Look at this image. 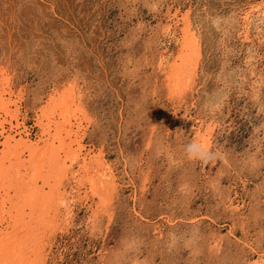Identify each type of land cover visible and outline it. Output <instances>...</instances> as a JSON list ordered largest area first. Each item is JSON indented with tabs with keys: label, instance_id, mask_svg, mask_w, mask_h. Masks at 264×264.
I'll list each match as a JSON object with an SVG mask.
<instances>
[{
	"label": "rangeland",
	"instance_id": "374dc122",
	"mask_svg": "<svg viewBox=\"0 0 264 264\" xmlns=\"http://www.w3.org/2000/svg\"><path fill=\"white\" fill-rule=\"evenodd\" d=\"M260 1L0 0V64L23 92L28 136L38 137L35 116L47 94L74 81L89 114L78 130L82 155L103 152L116 181L109 225L101 214L91 229L97 197L78 161L70 163L80 188L70 180L61 189V213L71 211L44 264H240L255 257L253 248L264 251L258 9L248 37L241 32L245 11ZM186 11L200 55L192 86L178 97L158 62L176 54ZM197 124L218 153L208 163L185 151Z\"/></svg>",
	"mask_w": 264,
	"mask_h": 264
},
{
	"label": "bare ground",
	"instance_id": "6f19581e",
	"mask_svg": "<svg viewBox=\"0 0 264 264\" xmlns=\"http://www.w3.org/2000/svg\"><path fill=\"white\" fill-rule=\"evenodd\" d=\"M257 9L260 24L264 26V0H261L252 4L242 17L241 32L244 38L248 37L252 12ZM169 28L170 25H167L165 30ZM255 29L260 34L258 39L264 41V28L256 25ZM179 35L176 54L173 57L169 54L166 59L160 56L158 63L165 65L170 87L178 97H182L187 88L192 86L200 55L198 37L191 28L188 11L182 15ZM66 82H63L61 89L55 88L43 99L41 108H38L39 114L35 116L36 125L41 129L37 139H31L28 136L30 130L20 119L23 92L20 89L13 90L9 70L0 64V264H44L48 255L46 248L51 247L52 236L62 229V219H66L71 211L65 206V213H61L60 204L64 202L61 189L70 180L75 182L78 190L80 188V182L75 180V171L69 173L70 163L75 160L78 161L77 170L84 173L83 177L88 181L91 193L97 197L91 205L92 215H87V226L90 225L91 229L97 227L101 214L107 218L104 228L109 225L112 211L106 203L111 201L110 194L115 188L114 174L107 165L109 163L102 160L103 152L97 153L91 149L94 154L87 150L85 152L92 155H82L84 146L80 144L81 139H78V130L83 120H89V114L84 108L77 84L74 81ZM36 99L33 97V100ZM199 124L193 132V141L209 145V130H202ZM234 202L228 196L227 204L231 210L236 209ZM214 243V247L218 246L217 239ZM253 251L255 257L252 260L244 259L240 264H264V251L254 248ZM135 258L133 256V260ZM140 261L136 260L134 264H142Z\"/></svg>",
	"mask_w": 264,
	"mask_h": 264
},
{
	"label": "clouds",
	"instance_id": "9594fccd",
	"mask_svg": "<svg viewBox=\"0 0 264 264\" xmlns=\"http://www.w3.org/2000/svg\"><path fill=\"white\" fill-rule=\"evenodd\" d=\"M185 151L189 159L200 160L204 163L218 158V153L213 152L210 145L199 141H193L187 144Z\"/></svg>",
	"mask_w": 264,
	"mask_h": 264
}]
</instances>
